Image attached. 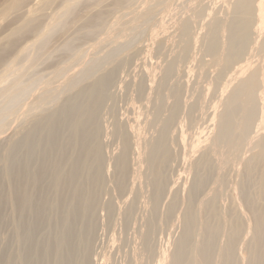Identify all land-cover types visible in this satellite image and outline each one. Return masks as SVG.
<instances>
[{"label":"rangeland","instance_id":"rangeland-1","mask_svg":"<svg viewBox=\"0 0 264 264\" xmlns=\"http://www.w3.org/2000/svg\"><path fill=\"white\" fill-rule=\"evenodd\" d=\"M7 1L0 0V10ZM49 1L31 0L8 16L0 12V48L28 19L36 21L35 32L18 39L0 63L1 126L4 124L0 131V249L8 245L16 255L20 252L15 238L17 212L12 199L7 201L6 150L39 118L33 105L48 91L51 102L46 109L54 112L79 88L112 75L98 114L97 139L104 155L105 180L94 218L92 264H172L184 234L190 193L201 170L211 177L195 199L199 224L208 220L222 228L217 237L220 251L232 232L231 216L240 217L244 232L236 245V264H249L254 219L241 185L264 135V0H253L252 39L244 57L231 66L224 64L223 48L229 39L225 27L237 20L238 0H80L69 13L65 9L69 0ZM75 1L79 0L69 4ZM30 10L34 12L30 14ZM182 21L189 22V31L181 29ZM217 23L221 47L218 53H211L208 37ZM43 34L47 37L42 38ZM187 40L189 48L184 46ZM168 68H172L170 75ZM253 75L259 81V106L250 136L245 143L235 140L215 145L227 101ZM72 84L79 86L72 89ZM14 95H18L17 102ZM176 103L179 108L169 131L171 159L164 172L166 186L155 208L156 189L147 156ZM124 131L130 134L131 150L126 188L120 191ZM206 159L210 167L199 169ZM250 190L256 192L254 185ZM214 202L216 219L203 209V203L209 207ZM109 204L114 207L111 215ZM203 238L199 227L195 239L201 242ZM216 259L214 264H219L218 256ZM15 264H20L19 259Z\"/></svg>","mask_w":264,"mask_h":264},{"label":"bare ground","instance_id":"bare-ground-1","mask_svg":"<svg viewBox=\"0 0 264 264\" xmlns=\"http://www.w3.org/2000/svg\"><path fill=\"white\" fill-rule=\"evenodd\" d=\"M30 1L8 0L0 12L8 16L7 13L21 11ZM49 2L53 3V1ZM69 2H67L68 5H65L67 13L73 11L80 0L72 2V4ZM253 4V0H238L237 4H234L238 17L237 20L226 25L229 39L227 46L225 48L222 46L225 51L223 55L226 66L239 62L251 42L253 24H255ZM43 6L45 7V5ZM43 6L42 9H44ZM32 12L34 11H29L30 14ZM197 20L200 19L196 18ZM34 22L36 21L32 18L28 19L6 39L0 48V63L9 53L8 50L18 42V39L27 33L35 32ZM57 27L58 25L55 26V28ZM189 27L190 24L187 21L182 23L181 29L189 31ZM219 28L220 23H217L214 33L208 37L211 53H218L221 47L216 36ZM46 33L48 34V32ZM45 36L46 34H43L41 37ZM43 40L41 39V41ZM184 46L189 48V40ZM171 72L172 68H168L166 71L168 75ZM112 81L113 76L106 75L91 86L79 88L73 96L65 99L54 112H48L46 109L48 102H51L48 91L43 93L38 102L33 105L32 111L39 113V118L25 130L21 138L14 141L6 150L9 159L7 175L10 182L7 201L12 199V204L17 212L15 238L21 247L17 255L15 250L12 251L11 246L7 245L6 249H0V264H15L18 259L20 264H92L94 218L98 196L105 180L103 176L104 155L102 146L97 139L98 130H100L98 114L105 102L108 86ZM78 86L79 84H72L71 88L74 89ZM258 89V76L253 75L244 81L229 98L225 111L220 117L215 145L219 146L223 141L228 143L235 142V140L246 142L257 118ZM17 96L14 95L13 101L17 102L19 99ZM175 108L170 118L164 121L158 137L149 147L147 156V162L152 172V182L156 189L153 197L155 208L159 204L166 186L164 172L171 159L169 131L179 108L178 103ZM1 123L3 121L0 118V131L4 125L1 126ZM122 134L125 142L119 167L120 178L117 184L120 191L126 188L131 150L130 134L126 131ZM258 147L260 151L255 158L248 162L245 180L241 185L244 202L254 219V242L252 239V249L248 253L249 264H264V135L261 136ZM37 157L40 159L38 160ZM210 164V160L206 159L200 163L198 168H207L208 165L210 167ZM210 177L211 174H206V170L197 173L194 188L189 197L184 234L173 256L174 264H214L217 256L219 264H236L237 262L236 245L244 232V223L240 217L234 219L231 216L233 220L230 223L232 232L227 244L219 251L217 237L222 228L213 226L208 220L203 221L200 225V219L198 220L194 214L196 196L206 186ZM253 185L256 192L250 190ZM107 209L110 215L113 214L112 204H109ZM203 209L209 212L211 218L216 219L215 202L209 207L203 203ZM199 227L204 235L201 242H197L195 239ZM149 235L147 240H149ZM163 257L166 255L163 254Z\"/></svg>","mask_w":264,"mask_h":264}]
</instances>
